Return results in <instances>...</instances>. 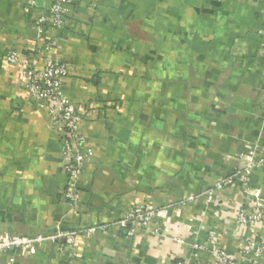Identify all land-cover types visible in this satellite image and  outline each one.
<instances>
[{
	"label": "crops",
	"instance_id": "1",
	"mask_svg": "<svg viewBox=\"0 0 264 264\" xmlns=\"http://www.w3.org/2000/svg\"><path fill=\"white\" fill-rule=\"evenodd\" d=\"M47 5L0 0V235L87 229L148 203L159 214L64 252L42 243L16 264H213L210 233L235 264H254L246 249L264 243V220L237 217L264 209V162L241 157L245 144L264 150V0H74L67 27L51 32L38 29ZM50 40L48 56L72 71L63 94L86 116L75 209L46 115L3 62ZM244 170L246 186L217 188Z\"/></svg>",
	"mask_w": 264,
	"mask_h": 264
},
{
	"label": "built area",
	"instance_id": "2",
	"mask_svg": "<svg viewBox=\"0 0 264 264\" xmlns=\"http://www.w3.org/2000/svg\"><path fill=\"white\" fill-rule=\"evenodd\" d=\"M28 2L35 5L36 0H28ZM47 2L45 12L39 18L38 29L51 32L66 28L74 0H47ZM55 47V40H50L40 48L30 49L25 55L9 51L4 55L3 62L8 67H20L24 91L28 95L29 103L46 115L49 131L61 154L62 174L67 181L66 188L62 192L63 199L68 206L75 209L80 204V193L76 182L83 176L86 161L90 157V150L85 143L82 131L86 116L63 94V81L72 75V71L67 63L48 56ZM262 162L264 161H260ZM252 166L254 165H248V168ZM247 182V171H238L230 177L220 179L217 188L240 183L246 186ZM246 191L259 200V194L254 195L249 188ZM158 214L157 208L148 203L136 205L115 222L87 229L59 230L32 236H11L3 233L0 235V264H16L17 255L31 251L48 241L55 243L58 250L64 252L72 249L81 235L92 237L98 232L108 231L115 226L130 227L131 232L135 229H147ZM262 220H264V209L261 205L251 214L243 210L237 217V222L242 226L257 225ZM174 241L182 243L179 238H174ZM208 241L213 244V264H235L233 256L215 245L212 233L209 234ZM246 252H252L255 255L254 264H257L259 259L264 260V243L250 242ZM7 254L9 257L4 260V255Z\"/></svg>",
	"mask_w": 264,
	"mask_h": 264
},
{
	"label": "rangeland",
	"instance_id": "3",
	"mask_svg": "<svg viewBox=\"0 0 264 264\" xmlns=\"http://www.w3.org/2000/svg\"><path fill=\"white\" fill-rule=\"evenodd\" d=\"M245 150L241 154L242 160L246 165H255L264 161V150H260V144H245L242 145Z\"/></svg>",
	"mask_w": 264,
	"mask_h": 264
}]
</instances>
